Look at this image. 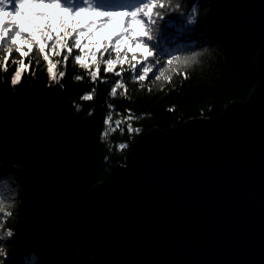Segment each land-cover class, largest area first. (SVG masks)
<instances>
[{
    "label": "water",
    "instance_id": "1",
    "mask_svg": "<svg viewBox=\"0 0 264 264\" xmlns=\"http://www.w3.org/2000/svg\"><path fill=\"white\" fill-rule=\"evenodd\" d=\"M260 48L259 84L214 118L153 128L94 184L92 148L54 85L0 102V141L38 148L50 233L100 259L264 264V0H224Z\"/></svg>",
    "mask_w": 264,
    "mask_h": 264
},
{
    "label": "trees",
    "instance_id": "2",
    "mask_svg": "<svg viewBox=\"0 0 264 264\" xmlns=\"http://www.w3.org/2000/svg\"><path fill=\"white\" fill-rule=\"evenodd\" d=\"M161 3L164 5L163 19L157 18L158 38L153 51L156 63L143 87H140L141 82H129L128 64L117 65L113 73L105 74L103 61L108 58L107 53L103 56L97 53L101 72L95 84L89 77V73L95 71L90 60L86 59L90 64L88 69H82L74 62L76 54H83L78 49H73L71 54L61 50L57 55L49 42L46 52L57 65L55 82L49 79L47 61H43L42 56L39 57L42 66H38L32 54L29 63L28 57L15 53L9 59L23 61V64L8 63L7 68L0 58V102L54 85L69 109L79 117L92 148L94 184L105 180L116 164L123 163L133 143L149 130L176 127L192 118L217 117L229 103L246 100L259 84L257 60L260 48L244 38L224 0H161ZM193 7L197 9V22L190 24L188 18ZM49 10L54 16L61 15L59 10ZM67 22L82 25L81 16L69 17ZM108 35V32L101 33L94 40ZM69 43L71 46L72 41ZM134 52L143 64V48L134 47ZM65 55L69 56L67 61L63 59ZM132 55L133 52L128 53L129 59ZM194 55L195 62L186 64L183 61L184 57ZM173 56L181 60L169 64ZM112 58H115L114 52ZM157 64L162 66L157 67ZM17 67L21 68V83L13 87L10 81ZM61 71L65 72L63 78L58 75ZM115 72H121L123 79ZM157 73L162 74L160 81H154ZM75 76L82 79L77 81ZM101 79L107 83H101ZM117 80L124 83L125 88L118 89L117 96L112 98L109 92ZM150 80L154 82L149 83ZM93 88L94 99L82 100L81 97ZM108 105L114 108L111 112L113 121L123 120L130 110L134 117L132 127L139 132L129 134L127 123H122L115 132L112 131L114 124L106 126L104 119L110 113ZM120 144L126 147L121 149ZM37 154V147L0 141V193L14 197L8 200L5 196L4 204L0 205L7 213L3 217L4 230L14 233L10 240L2 242L8 254L4 264H26V258L33 255L40 264H144L125 262L114 256L100 259L86 255L50 233L41 210Z\"/></svg>",
    "mask_w": 264,
    "mask_h": 264
},
{
    "label": "snow or ice",
    "instance_id": "3",
    "mask_svg": "<svg viewBox=\"0 0 264 264\" xmlns=\"http://www.w3.org/2000/svg\"><path fill=\"white\" fill-rule=\"evenodd\" d=\"M8 0H0V54H3L5 68L8 63H20L23 61L10 60L9 57L18 53L20 57H28L29 63L32 62L30 54L36 57V63L40 64L39 57L42 56L43 61H47V75L53 82L56 81L57 73L54 69L57 67L49 58L46 48L51 42V50L57 55L61 50H67L69 54L73 49H78L80 53L74 56L75 64L82 69H88L90 64L86 62L90 60L91 65L95 66V71L89 73L90 81L95 84L100 76L101 63L97 59V53L101 55L107 53L108 58L103 61V72L111 74L117 65H130L129 82L140 83L143 87L146 77L152 71V65L156 63L153 57L155 50V41L158 38L157 18L163 19L162 9L164 7L161 0H15V9L7 12V22L5 21L6 4ZM36 7H41L42 11H34ZM49 9L59 10L61 15L54 16ZM155 10V11H154ZM197 9H191V15L188 23L195 24L197 22ZM31 13V15H28ZM86 13L99 17L97 21H90L85 25L76 23H68L69 17L82 16ZM101 30L108 32L107 37L101 40H94V37L101 35ZM70 40L72 41L70 46ZM84 41H88L85 43ZM25 47L27 50H25ZM134 47L143 48V60L141 64ZM88 49L87 52L85 50ZM111 49V50H110ZM151 49V50H150ZM102 50V51H101ZM115 58H112V53ZM133 52L131 59L128 53ZM123 53V55H122ZM65 61L69 59L68 55L63 57ZM180 61L177 56L171 57L172 61ZM196 56L184 57L183 61L195 62ZM135 61V63H132ZM162 65L157 64V67ZM139 68V71H137ZM58 75L63 78L65 72L61 71ZM117 77H121V72H115ZM162 74L154 75V81H160ZM75 80L80 81L81 76H75ZM154 81H149L152 83ZM101 83H107V80L101 79ZM13 87L21 83V68L15 69L14 75L10 81ZM125 84L117 80L111 87L109 96L115 98L118 89H124ZM126 90V89H125ZM95 88L84 94L81 99L91 101L94 99ZM110 113L105 117L104 124L112 127L115 132L122 123H127V131L129 134L139 132V129L132 127L131 121L134 119L130 110L129 115L123 120L117 119L113 121L111 112L114 111L112 105H108ZM92 112H89L91 115ZM123 131V130H121ZM121 149L125 148V144H120ZM5 196L8 200H13L10 194L0 193V205L4 204ZM7 215L0 207V264H4L8 254L3 246V241L10 240L14 233L11 230H4L5 221L3 217ZM26 264H40L38 258L33 255L26 258Z\"/></svg>",
    "mask_w": 264,
    "mask_h": 264
},
{
    "label": "rangeland",
    "instance_id": "4",
    "mask_svg": "<svg viewBox=\"0 0 264 264\" xmlns=\"http://www.w3.org/2000/svg\"><path fill=\"white\" fill-rule=\"evenodd\" d=\"M65 3H67V0H65ZM6 15H5V21L7 22V12H11L12 10L14 11L15 9V0H8V3L6 4ZM43 9L41 7H36L34 9V11H42ZM50 11V10H49ZM52 13V11H50ZM28 15H31V13H29ZM99 17H96L94 15H92L91 13H86L84 15L81 16V21H82V25H85L86 23L90 22V21H97L99 20ZM102 34H105L106 32H104L103 30H101Z\"/></svg>",
    "mask_w": 264,
    "mask_h": 264
}]
</instances>
